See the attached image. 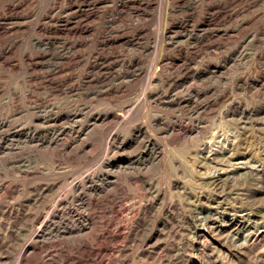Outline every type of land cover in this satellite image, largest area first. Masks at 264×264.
<instances>
[{"label":"rangeland","instance_id":"1","mask_svg":"<svg viewBox=\"0 0 264 264\" xmlns=\"http://www.w3.org/2000/svg\"><path fill=\"white\" fill-rule=\"evenodd\" d=\"M28 246L264 264V0H0V264Z\"/></svg>","mask_w":264,"mask_h":264},{"label":"bare ground","instance_id":"2","mask_svg":"<svg viewBox=\"0 0 264 264\" xmlns=\"http://www.w3.org/2000/svg\"><path fill=\"white\" fill-rule=\"evenodd\" d=\"M193 113V112H192ZM246 122V121H245ZM246 169V173L245 174H241V175H234L233 177H228L226 179V181H234V180H239L241 177L242 178H255L257 176V174L259 173V171L255 170L254 168L251 167H247ZM234 173V172H233ZM244 173V172H243ZM256 175V176H255ZM262 176V175H261ZM227 184V183H226ZM212 185H215L216 187H223V180L222 178H216L214 181H212ZM188 191V190H187ZM247 211V210H246ZM205 222H207V219H204ZM42 223V222H41ZM44 225V224H43ZM187 225V224H186ZM42 226V225H41ZM247 226V225H246ZM246 229V227H244L243 225L237 226L235 229L231 230L230 232V236H238L240 233L244 232V230ZM38 231V230H37ZM39 235H41L43 233V226L40 228L39 230ZM40 236H37L34 238V240H39ZM237 238V237H235ZM206 239V238H205ZM32 240V239H31ZM247 243V242H246ZM152 244V243H151ZM202 244V242H201ZM32 245V244H31ZM33 246V245H32ZM45 246V245H44ZM35 249L34 247H30L28 246L27 248H25L21 254H20V259H19V264H22L24 259L27 257L28 254L33 255L35 253ZM241 250V249H240ZM31 251V252H30ZM216 261V260H215ZM214 261V262H215ZM51 262V261H50Z\"/></svg>","mask_w":264,"mask_h":264}]
</instances>
